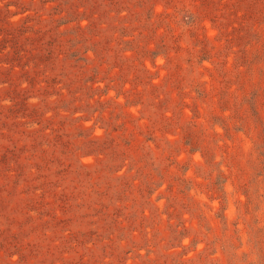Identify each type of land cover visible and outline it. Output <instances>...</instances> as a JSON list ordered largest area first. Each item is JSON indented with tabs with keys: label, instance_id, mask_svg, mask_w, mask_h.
Listing matches in <instances>:
<instances>
[{
	"label": "rangeland",
	"instance_id": "374dc122",
	"mask_svg": "<svg viewBox=\"0 0 264 264\" xmlns=\"http://www.w3.org/2000/svg\"><path fill=\"white\" fill-rule=\"evenodd\" d=\"M264 0H0V264H264Z\"/></svg>",
	"mask_w": 264,
	"mask_h": 264
},
{
	"label": "trees",
	"instance_id": "16d2710c",
	"mask_svg": "<svg viewBox=\"0 0 264 264\" xmlns=\"http://www.w3.org/2000/svg\"><path fill=\"white\" fill-rule=\"evenodd\" d=\"M263 201H264V199H263Z\"/></svg>",
	"mask_w": 264,
	"mask_h": 264
}]
</instances>
